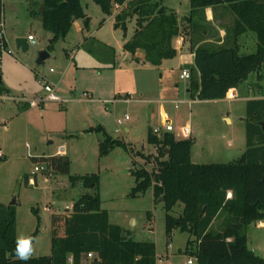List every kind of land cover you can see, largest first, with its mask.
<instances>
[{
    "label": "rangeland",
    "instance_id": "1",
    "mask_svg": "<svg viewBox=\"0 0 264 264\" xmlns=\"http://www.w3.org/2000/svg\"><path fill=\"white\" fill-rule=\"evenodd\" d=\"M180 1L178 9L183 14L190 0ZM82 3L90 17L89 29L84 28L83 19L76 20L68 35L49 51L53 33L44 29L38 15L40 0H0V27L8 43L1 61L3 86L12 95L32 97L44 91L41 77L45 76L58 84L61 99L32 108L0 100V148L5 154L0 159V214L7 215L9 207L15 209L17 236L32 235L40 218L34 257L50 255L52 215L71 212L65 210L67 205L73 207L83 194L98 191L73 182L71 176L97 174L102 208L109 211L113 223L131 230L136 240L155 242L157 264H188L189 259L198 264L186 253L188 232L175 230L171 237L167 235L166 210L163 202H155L153 188L138 197L130 196L136 184L133 171L157 167L158 150L147 138L149 129L161 125L162 102L172 111L177 131L191 122L194 161L226 164L239 160L247 149L246 102L193 99L186 92L190 80L180 78V69L160 78L157 71L151 73L150 66L137 63L132 53L123 50L134 34V20L125 32L115 28L113 16L106 15L94 0ZM30 34L35 44L30 43L27 51L19 49L16 39ZM42 51L51 56L38 66ZM257 81L251 79V86L261 87ZM184 99L192 100L191 105ZM154 100L157 102H151ZM174 100L181 101L178 109ZM126 114L129 119L119 125ZM100 124L113 138L127 142L132 151L118 146L101 156L104 132L88 131ZM61 147L70 161L69 174L33 173L35 166L42 165L37 159L59 155ZM181 210L177 206L173 214ZM221 223V218L216 219L212 231H219ZM247 235L249 247L259 244L257 254L264 257V229L248 226Z\"/></svg>",
    "mask_w": 264,
    "mask_h": 264
},
{
    "label": "trees",
    "instance_id": "2",
    "mask_svg": "<svg viewBox=\"0 0 264 264\" xmlns=\"http://www.w3.org/2000/svg\"><path fill=\"white\" fill-rule=\"evenodd\" d=\"M106 15L114 16L115 28L128 29L135 21L132 37L124 50L135 54L145 53V61L160 66L164 60L174 59L178 50L173 40L194 35L200 27L194 15L203 14L208 7H223L231 14L232 24L227 38L221 45L195 41L189 94L200 100H220L228 97L232 88H239L257 75L261 86L264 80V0H190L191 12L182 18L157 0H94ZM38 15L44 29L53 33L48 50L65 38L74 22L84 20L89 29L90 17L82 0H40ZM207 30V27L204 26ZM1 32V28H0ZM252 33L257 40L255 52H241L240 38ZM8 43L0 37V71L3 53ZM261 88V87H260ZM7 92L0 84V93ZM264 98L247 101V149L242 157L224 164H200L192 158V138H178L174 133L162 136L148 131V143L158 150L157 167L148 171L136 168V184L130 192L138 197L153 188L155 202H163L166 210V232L175 230L190 234L186 253L195 257L198 264H264V257L249 248L247 228L264 220ZM89 131L104 132L100 142V155L105 156L118 146L132 151L120 138H113L103 125ZM3 157H0L2 159ZM65 156L40 157L46 164V176L70 173V161ZM86 188L94 187L95 193L83 194L67 214H53L51 218V254L33 257L27 262L14 255L17 237L16 211L9 207L8 214H0V264H83L90 252L97 253L94 264H157L156 244L151 240L139 241L126 227L113 223L109 211L102 208L99 193V176L74 175ZM232 196L228 197L229 192ZM182 206L181 211L173 212ZM38 214V209L33 208ZM222 219L221 229L212 231V225ZM41 221L31 235L39 233Z\"/></svg>",
    "mask_w": 264,
    "mask_h": 264
},
{
    "label": "crops",
    "instance_id": "3",
    "mask_svg": "<svg viewBox=\"0 0 264 264\" xmlns=\"http://www.w3.org/2000/svg\"><path fill=\"white\" fill-rule=\"evenodd\" d=\"M157 1H159V3L162 6L166 7L167 9L174 10L178 14L179 18H182L186 15H189L191 12V5H189L188 10L185 11L183 14L179 12L178 5H179V3H181L180 0H157ZM121 8H122L121 6H117L114 9L113 14L111 15V16H113V19H114V16L120 11ZM203 16H204L205 20L201 19L199 14L194 15L195 22L199 23V26H200L196 30L194 35L192 34V31L190 32V30L189 31L187 30L185 35L178 36L173 40V45L178 50V55L174 59L164 60L160 66L155 67V66H152L145 61V53L143 50H140V49L135 54H132L133 58L136 59L137 63H142L144 67L150 66V67H147L148 68L147 70H149L151 73L154 71H157L160 78H162L165 73H171L175 69H180L182 71V69L184 67H186V65L193 64L194 52L192 50V45L195 41L198 40L199 44H201V43L210 44L211 43L213 45H221L225 42V40L227 38V36H226L227 30L231 27V24H232V16L230 13L225 11V9L223 7H215V8L214 7H208L205 9ZM203 25L207 27V30L204 29ZM250 41H251V43H253V45L251 44L249 46ZM239 43L241 45V52H243V53H252V52L256 51L257 40L255 38V35L252 33H249L247 35H243L240 38ZM123 50H124V48H123ZM125 52L128 54L130 53L127 51H125ZM177 59H178V61H177ZM256 78H257L256 74H253V75H251L249 80L246 81L245 83H243L239 88H232L229 91L227 98H229L230 100L244 101V102H246V105H247V101L250 99H262V98H264V80L261 81V88L260 87L254 88L250 84V80L251 79L256 80ZM189 83H190V81L187 84V89H186L187 93H189ZM6 91L8 92V89H6ZM35 93H37L36 95L45 94V90L42 92H35ZM128 95H130V94H128ZM184 101L188 102L190 100L187 101L184 99ZM151 102H157V101L154 100ZM48 103H50V102L44 103L42 106L45 107L46 104H48ZM162 103L163 104L161 105V109H160L161 123L163 122V120L166 116H169L171 121H172V118H171V116H172L171 112L172 111L168 112L167 109L165 108L164 102H162ZM226 119H228L230 122L232 121L231 118H226ZM186 123L191 124L190 121H187ZM92 127H95V126H92ZM88 131H89V129H88ZM125 132H129L128 127H125ZM59 155L63 156L62 154H59ZM3 157H5V154ZM231 196H232V192L230 191L228 194V197H231ZM133 223H135V222L133 221ZM249 226H254L256 230L262 231L264 229V220L254 222V223L250 224ZM247 237H248V245H249V236L247 235ZM258 245L259 244H257V246H254L253 248H250V247L249 248L253 249L257 253V251L260 247Z\"/></svg>",
    "mask_w": 264,
    "mask_h": 264
},
{
    "label": "built area",
    "instance_id": "4",
    "mask_svg": "<svg viewBox=\"0 0 264 264\" xmlns=\"http://www.w3.org/2000/svg\"><path fill=\"white\" fill-rule=\"evenodd\" d=\"M1 32H0V37L6 39V35L4 32V28L1 26ZM28 43L30 44H35V37L33 35H29L28 38ZM53 71V70H51ZM180 77L182 79H188L190 80L191 78V71L189 68L184 67L181 71V75ZM42 82H43V86H44V90H45V94L43 95H34L32 97H28L27 95H22V96H16V95H12L9 92H4V93H0V100H13L16 103L32 108V107H40L42 106L44 103L47 102H60L61 99L57 93V89H58V84L56 82H52L49 79H47V77L43 76L41 77ZM85 97L88 96L87 93L84 94ZM173 105L176 109H178L180 107V100H174ZM188 103L191 105L192 100L188 101ZM129 119V116L126 114L124 119H119L118 120V124L121 125L123 123V121H126ZM152 132L153 134L157 135V136H162L165 132H171L174 133L176 137L178 138H191L192 137V127L190 123H186L183 126H180L179 131H177L176 126L174 125V123L171 121L169 116H166L163 120V122L161 123V125L156 126L154 128H152ZM60 154L64 155L65 154V148L61 147L60 148ZM4 153L3 151L0 149V157H3ZM46 169V165L42 164L40 166H35L33 173L36 174L39 171H44ZM29 181L32 184H35V180L33 177L29 178ZM73 207L67 205L65 210H72ZM47 210L52 211V208L48 207ZM98 257L97 253L95 252H90L88 254V259L90 260L92 263L94 259H96ZM196 259V258H195ZM70 262L73 264V259H70ZM83 264H88L87 262H83ZM188 264H193L192 260L189 259L188 260Z\"/></svg>",
    "mask_w": 264,
    "mask_h": 264
},
{
    "label": "clouds",
    "instance_id": "5",
    "mask_svg": "<svg viewBox=\"0 0 264 264\" xmlns=\"http://www.w3.org/2000/svg\"><path fill=\"white\" fill-rule=\"evenodd\" d=\"M38 241L31 235L19 234L16 237L14 255L20 260L27 262L32 259L36 253V244Z\"/></svg>",
    "mask_w": 264,
    "mask_h": 264
},
{
    "label": "water",
    "instance_id": "6",
    "mask_svg": "<svg viewBox=\"0 0 264 264\" xmlns=\"http://www.w3.org/2000/svg\"><path fill=\"white\" fill-rule=\"evenodd\" d=\"M16 43H17V47L20 49H22L23 51H27L29 49V43H28V40L27 38H24V37H21V38H17L16 39ZM50 53L49 51H42L39 53V56L36 60V63L38 66H41V65H45V61L46 59L50 58ZM2 83V76H1V73H0V84ZM262 124V127H263V130H264V122H261ZM65 161H67V159H65ZM15 203V200L14 202Z\"/></svg>",
    "mask_w": 264,
    "mask_h": 264
}]
</instances>
